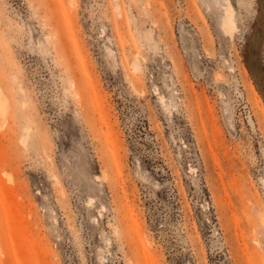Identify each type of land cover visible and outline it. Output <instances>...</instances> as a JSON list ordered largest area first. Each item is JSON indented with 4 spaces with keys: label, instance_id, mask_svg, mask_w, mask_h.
Listing matches in <instances>:
<instances>
[{
    "label": "rangeland",
    "instance_id": "1",
    "mask_svg": "<svg viewBox=\"0 0 264 264\" xmlns=\"http://www.w3.org/2000/svg\"><path fill=\"white\" fill-rule=\"evenodd\" d=\"M0 264H264V0H0Z\"/></svg>",
    "mask_w": 264,
    "mask_h": 264
},
{
    "label": "bare ground",
    "instance_id": "2",
    "mask_svg": "<svg viewBox=\"0 0 264 264\" xmlns=\"http://www.w3.org/2000/svg\"><path fill=\"white\" fill-rule=\"evenodd\" d=\"M3 110H4V108H3V106H2V102H1V100H0V114L3 112ZM3 114V113H2ZM1 114V115H2Z\"/></svg>",
    "mask_w": 264,
    "mask_h": 264
}]
</instances>
